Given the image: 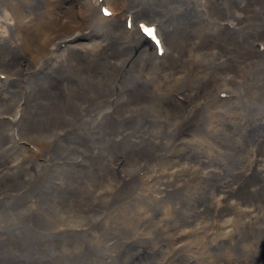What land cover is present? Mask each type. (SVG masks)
<instances>
[{"label":"bare ground","instance_id":"6f19581e","mask_svg":"<svg viewBox=\"0 0 264 264\" xmlns=\"http://www.w3.org/2000/svg\"><path fill=\"white\" fill-rule=\"evenodd\" d=\"M263 124L264 0H0V264H264Z\"/></svg>","mask_w":264,"mask_h":264},{"label":"rangeland","instance_id":"374dc122","mask_svg":"<svg viewBox=\"0 0 264 264\" xmlns=\"http://www.w3.org/2000/svg\"><path fill=\"white\" fill-rule=\"evenodd\" d=\"M4 80V79H3ZM5 86H7V88H8V85H5ZM264 125V124H263ZM217 135V134H216ZM188 137H190V133H186V132H184V133H182V134H178L177 135V138L179 139V138H188ZM234 143H236V145L237 144H239L238 142H234ZM234 147H235V144H234ZM235 151H237V150H235ZM231 173H229V176H230V174H231V181L233 180L232 178H234V176H236L234 173H235V171H234V169L233 170H231L230 171ZM2 206V204H0V207ZM56 208L57 207H52V209H51V212L52 211H57L56 210ZM114 210H116V209H114ZM113 209H110L109 210V212H113L114 211ZM43 212H48L47 214H49V211L48 210H45V211H43ZM55 213H57L58 215H60L59 214V212H55ZM207 216V217H206ZM211 216V217H210ZM212 217H213V215L211 214V213H206V215L205 214H203L202 216H201V218H200V227H203V228H206L205 226V224L204 223H207L208 225H209V223H208V221H211V219H212ZM206 218H208V219H206ZM206 219V220H205ZM57 220L58 221H60V219H58L57 218ZM206 222H205V221ZM64 219H63V223H64ZM57 222V221H56ZM204 222V223H203ZM57 223H59V224H61L60 222H57ZM201 223H203L204 225H202ZM217 229V228H216ZM84 233L83 234H88L89 233V229L88 230H85V231H83ZM245 235V234H244ZM242 235L241 237H239V238H237V239H241V240H243L244 242H242V243H239L238 245H237V249H235V250H233L232 249V247L230 246V244H228V246L226 247V255H228V254H230V253H233V254H236V255H238V253L240 254V256H243L245 253H248L249 252V250H250V248H251V246L252 245H254L255 243H257V242H259V238H257V236L256 235H258V234H255V235H249V236H247V235ZM199 237L200 236H197V240L199 239ZM245 238V239H243V238ZM144 238V237H143ZM45 239H48V237H45ZM54 241L53 243H52V241ZM51 240H44V243H46L47 245H49L50 243H52V244H56V245H58L57 244V241L58 240H54V239H51ZM144 240H146V239H144ZM49 241V242H48ZM84 241H85V239H84ZM192 249V250H191ZM189 248V249H185V251L186 252H184L185 254H187L188 255V253H189V255L190 256H192L193 258L195 257V256H198V254H196V249L194 248L193 249V247L192 248ZM195 250V251H194ZM191 251H192V253H191ZM193 251L195 252V253H193ZM225 252V251H224ZM238 252V253H237ZM191 253V254H190ZM194 255V256H193ZM231 256H232V254H230ZM102 258V255L100 256L99 254H96L95 253V250H92L90 253H89V255L87 256V258L84 260V264H94L95 262H102L101 261V258ZM43 261L44 260H42V262L39 260V259H37L36 261H34L33 262V264H43ZM45 264H52V262L48 259L47 261H45Z\"/></svg>","mask_w":264,"mask_h":264},{"label":"snow or ice","instance_id":"6c2138e0","mask_svg":"<svg viewBox=\"0 0 264 264\" xmlns=\"http://www.w3.org/2000/svg\"><path fill=\"white\" fill-rule=\"evenodd\" d=\"M146 32L148 35H152V30L151 29H146Z\"/></svg>","mask_w":264,"mask_h":264}]
</instances>
